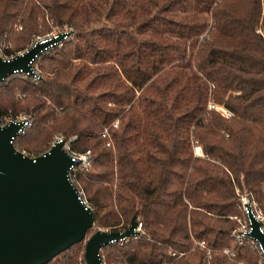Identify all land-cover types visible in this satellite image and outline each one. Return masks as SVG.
<instances>
[{
	"label": "trees",
	"instance_id": "trees-1",
	"mask_svg": "<svg viewBox=\"0 0 264 264\" xmlns=\"http://www.w3.org/2000/svg\"><path fill=\"white\" fill-rule=\"evenodd\" d=\"M50 22L71 36L41 55L39 79L0 80V113L32 115L15 140L32 156L55 132L97 152L79 175L95 223L143 221L103 246L109 263L259 264L257 245L223 249L236 241L238 186L264 210V0H0L9 53ZM77 245L46 264H87Z\"/></svg>",
	"mask_w": 264,
	"mask_h": 264
},
{
	"label": "water",
	"instance_id": "water-1",
	"mask_svg": "<svg viewBox=\"0 0 264 264\" xmlns=\"http://www.w3.org/2000/svg\"><path fill=\"white\" fill-rule=\"evenodd\" d=\"M66 34L38 39L12 58L0 56V80L20 69L32 74L36 57ZM23 123L18 120L0 125V264H46L84 240L95 224L93 208L79 197L69 177L72 160L63 141L32 156L14 143ZM250 218V234L264 248L262 221L252 213ZM137 225L135 214L123 231L96 230L86 240L87 264H102L103 246L138 234Z\"/></svg>",
	"mask_w": 264,
	"mask_h": 264
},
{
	"label": "built area",
	"instance_id": "built-area-1",
	"mask_svg": "<svg viewBox=\"0 0 264 264\" xmlns=\"http://www.w3.org/2000/svg\"><path fill=\"white\" fill-rule=\"evenodd\" d=\"M60 32H66L67 34L65 35V37L63 39L57 40L53 43H51L50 45H48L41 53L40 55H38L36 57V59L38 57H40L43 53H45L49 48L54 47L55 45H62L63 41L68 39L71 34H72V29L71 28H64L63 30H60L59 32H53L52 34H49L48 36H40L38 39H47L50 37H53L54 35H58ZM36 39V40H38ZM35 40V41H36ZM34 41V42H35ZM1 39H0V56L4 57V58H12L15 55H17L18 53L22 52L23 50L18 51L17 53H9V52H5L4 48L1 46ZM34 60V71L32 74L25 72L23 69L17 70L13 75H18V76H31L35 79H39L41 77L40 71L38 70V68L35 65V61ZM8 78V77H7ZM211 106H215V104H211ZM225 114H229V113H225ZM18 120H23V127L19 130L18 134L14 137V143L15 140L17 138H19L21 135H23L27 129L33 124V118L32 115L29 114H17V115H13V114H2L0 113V125H6L8 123H10L11 121H18ZM113 125L116 127L119 125V120H116ZM102 135L104 137L109 136V127H105ZM77 135H72L69 138L66 137L64 134L59 133L56 134L53 141L51 142L50 147L59 140L63 141V147L64 149L67 151L68 155L71 157L72 160V164L69 170V177L70 179L75 183V185L77 186V191H78V195L79 197L87 204H89L88 199L86 197V193L84 188L82 187V185L79 182V175L82 171H84L85 169L91 167L92 162L94 157L96 156V154L93 152L92 149H87V150H78L75 149L73 146V142L76 140ZM107 144H111V140H109L107 142ZM49 147V148H50ZM48 148V149H49ZM47 149V150H48ZM198 155L201 156H206L205 152L202 150V152L197 151ZM240 204L241 207L244 208L245 214H246V218L244 219V221H241V224L238 228L234 229L232 234L236 237V242L244 245L247 243H250L252 245H257L259 247L260 250V254L262 256V264H264V248L262 246V243H260L255 237H253L250 232L252 230V221L250 218V213L254 214V216L256 218H258L260 221H262V225L260 226V229L262 232H264V213L263 211L258 207V202L255 199V197L253 196V194L251 192H247L246 195L240 194ZM124 229H121V231H123ZM136 230L140 232L143 231V221L138 219V225L136 227ZM137 235V234H136ZM131 236L125 237V238H120V239H114L113 242H118L120 244H123L125 241H127ZM112 242V243H113ZM195 246H199L201 248H207V242L205 240H195ZM224 253H226L230 258H236L238 255V249L236 248V246H226L223 249ZM102 254V253H101ZM170 254L173 257H177L183 254V252L178 253L176 250H172L170 252ZM104 255L102 254V264H106L104 259H103ZM164 264H172L171 261H166L164 262Z\"/></svg>",
	"mask_w": 264,
	"mask_h": 264
},
{
	"label": "rangeland",
	"instance_id": "rangeland-1",
	"mask_svg": "<svg viewBox=\"0 0 264 264\" xmlns=\"http://www.w3.org/2000/svg\"><path fill=\"white\" fill-rule=\"evenodd\" d=\"M50 23L52 24V29H51L49 32H47L46 34H44V35H38L37 38H33L27 47L31 46V45L34 43V41H35L36 39H38L40 36H48L49 34H52L53 32H59L60 30H63V29L66 28V27L72 29V26L69 25V24H64V25L61 26V25H55V24H53V22H50ZM17 28H20V26H18ZM0 39H1V44H2L1 46L4 48V51H5V52H8L7 49L13 47V41L9 39V33L6 32L5 34L0 35ZM27 47H26V48H27ZM19 51H20V50H19ZM40 58H41V56L38 57V58L36 59V61H35V65H36V67L38 68V70L40 71V73H42L41 67H40V65H39V60H40ZM10 76H13V75H10ZM10 76H9V77H10ZM14 76H15V77H26V75H25V76L14 75ZM9 77H8V78H9ZM16 96L20 98V97H22V94H21L20 92H17ZM217 106L220 107V108H221V107H224L223 105H219V104H217ZM20 114H29V113H27V112H21ZM59 133H62V132H55V133L52 135V138L46 143V145L44 146V148H47V149H48V148L50 147L51 142L53 141L55 135H56V134H59ZM62 134H63V133H62ZM202 150L204 151L203 146H201V145H196V146H195V152H196V154H197V151L202 152ZM24 151H26V150H24ZM93 152H94L95 154H97L96 151H93ZM247 192L249 193L250 191H248L246 188L244 189V188H240L239 186L237 187V194H238L237 200H238V204H239L238 207H239L241 213H238V214H235V215H232V216H231L232 218H234V219L236 220V225H235L234 229L238 228V227L240 226V224H241V221H244V219L246 218V214H245L244 208L241 207V204H240V199H241L240 194L246 195ZM258 207H259V208L263 211V213H264V210H263V208L260 207L259 203H258ZM138 219H140V217H138ZM140 220H141V219H140ZM98 229H109V228H105V227H102V226H98V225L95 223L94 226L89 230V232H88V234H87V237H86L84 240L78 242L77 247H80L81 249L85 250L86 240H87V239H88V238H89V237H90V236H91L96 230H98ZM234 229H233V230H234ZM233 230H232V232H233ZM229 246H236V248L238 249V252L242 250V249H241V246H242V245L239 244V243H237L235 240H234V241L232 242V244L229 245ZM101 253H102V251H101ZM103 259H104V261H105L106 264H112V263H109V261L106 259L105 256L103 257ZM259 264H262V256H261V259H260Z\"/></svg>",
	"mask_w": 264,
	"mask_h": 264
},
{
	"label": "bare ground",
	"instance_id": "bare-ground-1",
	"mask_svg": "<svg viewBox=\"0 0 264 264\" xmlns=\"http://www.w3.org/2000/svg\"><path fill=\"white\" fill-rule=\"evenodd\" d=\"M218 108H220V107H218ZM220 109H222L224 111V113H228V110L225 107H221Z\"/></svg>",
	"mask_w": 264,
	"mask_h": 264
}]
</instances>
